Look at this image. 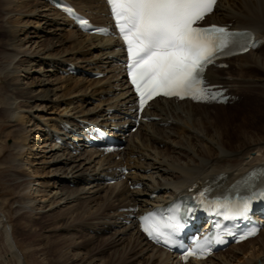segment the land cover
<instances>
[{
  "label": "bare ground",
  "instance_id": "bare-ground-1",
  "mask_svg": "<svg viewBox=\"0 0 264 264\" xmlns=\"http://www.w3.org/2000/svg\"><path fill=\"white\" fill-rule=\"evenodd\" d=\"M67 1L96 25L109 21L104 0ZM0 13L5 41L0 72L7 88L1 101L2 116L15 128L16 226L35 237L26 245V257L0 204V231L9 249L5 257L0 254L4 257L1 261L9 264L5 259L9 255L17 264H51L48 259L54 254L58 264H180L178 257L146 242L135 221H128L138 209L167 204L193 188L226 189L253 168L264 172V142L253 132L239 138L231 130L223 131L213 114H199L205 109L201 105L157 101L154 106L163 104L162 112L152 109L145 116L159 121L143 123L139 133L125 137L130 142L128 153L117 156L127 160L126 166L134 173L119 181L123 162L103 157L97 150L88 149L81 137H72V129L84 135L91 124L107 128L132 125L134 96L122 73L119 41L79 32L48 0H0ZM208 23L251 30L263 43L260 49L236 58V69L229 71L226 88L235 99L240 97L239 101L231 108L213 107L219 117L228 115L229 126L234 128L233 112L241 105V96L257 91L264 95L260 76L264 75V55L260 53L264 51V0H222ZM30 26L37 27L31 31ZM70 66L104 77L92 82L60 74ZM250 108L256 112V100L247 110ZM196 113L201 118L189 119ZM243 121L238 127L249 129V121ZM56 136L74 149L59 146ZM187 142L197 144L198 155L192 146L185 145ZM160 146L165 147L163 151ZM107 177L117 178L118 183L109 184ZM65 181L75 187H64ZM86 181L89 184L83 187ZM138 185L142 190H132ZM41 213H49L47 222L57 237V233L66 234L64 238L47 242L46 235L33 229L30 219H38ZM89 231L93 233L91 239L108 236L106 242L117 257L115 253L109 260L102 257L105 248L101 246L85 253L91 242L80 235ZM230 250L221 259L216 254L197 264H264V229L256 239Z\"/></svg>",
  "mask_w": 264,
  "mask_h": 264
},
{
  "label": "snow or ice",
  "instance_id": "snow-or-ice-1",
  "mask_svg": "<svg viewBox=\"0 0 264 264\" xmlns=\"http://www.w3.org/2000/svg\"><path fill=\"white\" fill-rule=\"evenodd\" d=\"M107 3L127 45L131 82L140 96L141 108L146 99L161 93L180 99H215V94L203 86L205 66L225 50L246 51L254 46L251 34L230 32L216 25L197 26L213 11L216 0H107ZM227 207L231 215L244 216L249 200L240 197L236 204ZM141 224L149 237L158 243L171 242L173 246L174 235L183 227L176 215L161 224L155 213L141 217ZM209 243L208 239L198 241L195 252L203 255Z\"/></svg>",
  "mask_w": 264,
  "mask_h": 264
},
{
  "label": "rangeland",
  "instance_id": "rangeland-1",
  "mask_svg": "<svg viewBox=\"0 0 264 264\" xmlns=\"http://www.w3.org/2000/svg\"><path fill=\"white\" fill-rule=\"evenodd\" d=\"M222 13H225L226 14V10H224ZM0 16H1V13H0ZM3 26H4V21L0 17V52L4 51L3 48H4V45H5V41H4L3 35L1 33L2 32L1 30H2V27ZM33 27L35 28L37 26H30L29 30L32 31ZM260 53L264 55V51H261ZM232 62L233 63H231V70L233 71V70L236 69V66L234 64V63H236V59H235V61L233 59ZM227 63H229V62H227ZM60 74L62 75V73H60ZM213 75H214V77L217 78L216 81L219 80V82H223L224 81V78L226 77L225 73L222 74V75H218L216 73H213ZM223 75H225V76H223ZM255 75H257V74H255ZM260 76H261V78L264 79V75H260ZM86 78H89L88 79L89 81L90 80L91 81L92 80L93 81L94 80H99V79L93 78V77H84V79H86ZM82 79H83V77H82ZM221 79H222V81H221ZM260 83L262 84V82H259V84ZM247 85L249 86V84H247ZM6 89L7 88H6L5 80L3 79V76L1 75V72H0V168H2L0 170V204H1V210H2L3 214H5V216L8 218L10 225H12L14 227V230L16 232V236L15 237H16V240L18 242V245H19L20 248H22V252L26 256V254H27V247H26V245H27L28 241L29 242L34 241L35 237H33L32 235H29L30 233L28 234L27 231L26 232L23 231V228L22 229H19L21 226H19V228L16 226L17 225V218H18V213H17L18 203H17V201H18L19 198H18V190L13 185V177H16L15 176L16 175V172L14 171V164H13V161H14V158H15V156H14L15 153H14V151H12L13 150V146H14V141H15V135H14L15 128L12 125V123L5 116H2V110H3V108H1V107H3V104H4V101L3 102H1V101L4 100V98L6 96ZM253 93L251 95H249L248 97H247L246 94H244V95L241 96L244 99L241 100V105L239 106V108L237 109V111L233 112V113H236L235 117L233 118V122H236V124H237V126L234 127V128L230 127L231 124L229 126V121H230L229 118L230 117L228 115H226V114H224V116H222V117H219L216 114L218 111L214 110L213 107H207V108H205L203 106L205 109H202V111L199 112V114L200 113H204V112L210 113V115L213 114L212 116L214 118H218L216 120V122H217L219 128H222L223 131H226L227 129H228V131L231 130L232 133L235 134L236 136H238L239 138L240 137L244 138V136L247 133H250L251 134V132H253V133L257 134V136H259V138H261V142L263 143L264 142V97L263 96L264 95L261 94V92H258V91H257V93H254V94ZM254 100H256V104H257V107H258L257 110H256V112L254 110L251 111L252 108H250L249 110H247V108L250 107L251 105L254 106ZM249 101H251V102H249ZM164 104H166V108H167V103H164ZM154 107H156L155 109L158 110L159 112H162L160 110V108L162 109V106L160 104L157 105V106H154ZM227 107L231 108L233 106H230L229 105ZM227 107H225V109H227ZM199 114L198 113H196L195 115L190 114V117H189V115H183V116H187V117H189V119L201 118V115H199ZM246 114L248 115V118L246 117ZM243 119L245 121H249V123H250L249 129L245 128L244 126L238 127V125H240V123L244 122ZM172 128L175 129V127H172ZM172 128H169V129H172ZM231 131H229V133ZM138 133H139V131H138ZM158 137L161 138L162 136H158ZM226 137H228L230 139V136H226ZM229 142H231V141H229ZM195 144L196 143H190V142L185 143V145H187L189 147L192 146L191 148L195 151V155H198V153H197V144L196 145ZM233 146L235 147L236 145H233ZM159 148H160V150H162V149L164 150L165 147L164 146H160ZM252 155H255L254 152L252 153ZM182 164H185V161L184 160L182 161ZM123 165L126 166L127 164H123ZM88 184H89L88 181L84 182L83 187H84V185L87 186ZM63 186L64 187L68 186V187H71V188L74 187V185H71L69 183H66V181L63 183ZM48 214L49 213H46V214L45 213L44 214L41 213V214H39V216H37L38 219H36L34 217V218H32V220L30 219L31 222L29 221V219H28V221L31 224H34V228L33 229L36 232H39V233L41 232L40 234L43 233L44 235L47 236V237L44 236V237H46V240L48 239L47 242L48 241H51V242H54L55 241L56 242L61 237L64 238L66 234H59V233H57V235H59L60 237H57L56 236L55 228L52 226V224L50 225L49 222H47V218L46 217H47ZM36 229H38V230H36ZM20 230H22V231H20ZM84 234H82L80 236L81 237L84 236V238L86 240L88 239V241L91 242V243H88L89 245L84 250L85 253H90L92 250H94L95 248H97V246L98 247L101 246L102 248H105V254H103L102 257H105L107 260H109L110 258L112 259L114 257V254L113 253H115V256L117 257V253L115 252L116 250L113 249V248H111L109 242H106L108 236H103L102 238H100L98 240L96 238L91 239V237L93 236L92 235L93 233L91 231L85 232ZM105 237H107V238H105ZM4 243H5L4 234H3L2 231H0V245H3V246H0V250H1L0 251V254H4L3 256L5 257V255H7V252L9 251V249H8V247H7L6 244L4 245ZM108 243H109V245H108ZM55 246H58V244L56 243ZM1 247H3V248L1 249ZM231 252L232 251L230 250L228 252L221 253L218 257H220V259H221L222 257H224L226 255H229ZM1 256L2 255H0V257ZM7 257H8V259H7ZM7 257L5 259H6V261L9 264H17L12 257H10L9 255ZM48 260H50L49 262L51 264L52 263L53 264H58L57 261H56V257H55L54 254H51ZM2 261L0 259V264H4Z\"/></svg>",
  "mask_w": 264,
  "mask_h": 264
}]
</instances>
